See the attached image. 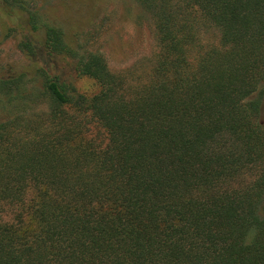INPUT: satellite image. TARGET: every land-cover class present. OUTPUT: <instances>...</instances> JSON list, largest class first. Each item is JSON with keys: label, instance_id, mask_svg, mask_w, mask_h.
Instances as JSON below:
<instances>
[{"label": "trees", "instance_id": "obj_1", "mask_svg": "<svg viewBox=\"0 0 264 264\" xmlns=\"http://www.w3.org/2000/svg\"><path fill=\"white\" fill-rule=\"evenodd\" d=\"M135 1L154 52L114 69L0 0L36 67L0 79V264H264V0Z\"/></svg>", "mask_w": 264, "mask_h": 264}, {"label": "rangeland", "instance_id": "obj_2", "mask_svg": "<svg viewBox=\"0 0 264 264\" xmlns=\"http://www.w3.org/2000/svg\"><path fill=\"white\" fill-rule=\"evenodd\" d=\"M35 9L42 20L64 31L74 49L81 54L102 53L114 69L130 68L154 52L153 21L135 0H36ZM5 11L10 9L0 2V79L23 75L32 79L34 61L20 47L28 33L24 15ZM54 64L63 79L80 92L91 95L98 91L94 81L76 79L71 59H58ZM3 106L4 96L0 95V121L4 120Z\"/></svg>", "mask_w": 264, "mask_h": 264}]
</instances>
